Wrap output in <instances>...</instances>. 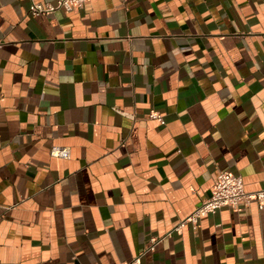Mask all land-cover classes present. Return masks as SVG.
Segmentation results:
<instances>
[{"label":"crops","instance_id":"0c3cea01","mask_svg":"<svg viewBox=\"0 0 264 264\" xmlns=\"http://www.w3.org/2000/svg\"><path fill=\"white\" fill-rule=\"evenodd\" d=\"M31 2L0 0V264H264L256 201L175 230L220 171L264 188V0Z\"/></svg>","mask_w":264,"mask_h":264},{"label":"built area","instance_id":"2783aa9c","mask_svg":"<svg viewBox=\"0 0 264 264\" xmlns=\"http://www.w3.org/2000/svg\"><path fill=\"white\" fill-rule=\"evenodd\" d=\"M87 1L56 0L55 2L42 3L32 0L28 12L32 15H39L53 13L58 9H64L66 12L78 11ZM149 117L158 119L162 124H165V119L159 112H151ZM50 154L52 156L69 158L71 153L70 148L66 146L53 145L50 149ZM252 201H256L261 207L264 206V188L255 192H248L245 190L242 176L228 170L220 171L215 178L211 195L202 202L189 218L182 221L175 230L180 231L187 221L197 224L200 217L214 212L223 206L240 210L241 205H248ZM171 233L169 232L168 235ZM161 240L162 238L152 237L146 251L155 250ZM137 261L138 259L129 264H136Z\"/></svg>","mask_w":264,"mask_h":264}]
</instances>
